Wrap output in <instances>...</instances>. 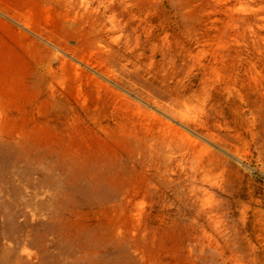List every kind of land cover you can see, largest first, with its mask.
<instances>
[{
  "label": "rangeland",
  "instance_id": "rangeland-1",
  "mask_svg": "<svg viewBox=\"0 0 264 264\" xmlns=\"http://www.w3.org/2000/svg\"><path fill=\"white\" fill-rule=\"evenodd\" d=\"M0 264H264V0H0Z\"/></svg>",
  "mask_w": 264,
  "mask_h": 264
}]
</instances>
